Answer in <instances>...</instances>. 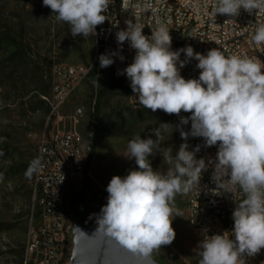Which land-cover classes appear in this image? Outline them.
<instances>
[{"label": "clouds", "instance_id": "1", "mask_svg": "<svg viewBox=\"0 0 264 264\" xmlns=\"http://www.w3.org/2000/svg\"><path fill=\"white\" fill-rule=\"evenodd\" d=\"M42 2L57 22L70 26L73 38H87L97 35V26L108 20L111 0ZM126 4L127 0L125 8ZM242 9L249 14L264 13V0H214L212 14L235 22ZM125 23L127 27L115 33L118 49L101 54L100 67H110L114 57L123 61L121 52L127 42L135 55L117 74L127 76L141 106L178 116L175 130L185 142L174 155L171 148L163 147L164 134L173 126L164 122L147 138L135 135L128 141L123 156L134 160L137 168L124 177L111 178L107 203L95 215L96 232L110 247L103 260L86 256L81 245L84 233L73 227L77 258L73 264H153L152 254L175 239L173 217L182 216L175 205L176 195L201 191L202 175L209 168L215 184L210 190L213 195L228 193L234 199L239 191L243 198L232 211L234 238L203 230L196 249L198 264H247L246 257L264 249V61L225 55L218 48L206 55L191 46L172 50V37L163 24L149 36L140 24ZM250 41L256 48L264 47V23L256 26ZM192 60L198 62L199 76L185 79L181 69ZM189 137L202 138L203 147L215 146V157L197 158L201 145L190 149ZM156 154L167 164L166 171L153 169L149 157Z\"/></svg>", "mask_w": 264, "mask_h": 264}, {"label": "rangeland", "instance_id": "2", "mask_svg": "<svg viewBox=\"0 0 264 264\" xmlns=\"http://www.w3.org/2000/svg\"><path fill=\"white\" fill-rule=\"evenodd\" d=\"M0 31L25 46L19 55H13L8 46L0 49V264H21L33 223L34 136L44 129L49 114L46 104L39 105L43 101L41 91L50 83L55 65H90L96 56V46L92 35L73 38L70 26L57 22L42 0H0ZM109 76V69L100 71L95 84L91 81L83 84L63 107V114L84 108L86 115L79 130L86 138L97 92L107 85ZM35 107L40 109L33 111ZM168 116L160 110L132 111L128 90L111 93L103 100L102 126L89 167L91 176L87 182L67 191L70 222L81 216L80 209L70 202L71 195L83 192L88 213L99 214L107 203L106 188L111 178L124 177L137 168L134 160L123 156L128 141L135 135L147 138L152 129L167 123ZM162 144L171 148L174 155L179 148V132L170 128ZM149 160L154 170L166 171L167 164L160 154ZM175 205L182 213L173 217L175 239L171 245L154 252L152 258L160 264H198L199 242L186 226V209L180 194L175 197Z\"/></svg>", "mask_w": 264, "mask_h": 264}, {"label": "built area", "instance_id": "3", "mask_svg": "<svg viewBox=\"0 0 264 264\" xmlns=\"http://www.w3.org/2000/svg\"><path fill=\"white\" fill-rule=\"evenodd\" d=\"M214 0H111L107 12L108 20L97 26L96 56L90 65H55L51 74V93L42 96L49 108L44 129L35 135L36 163L32 180L34 206L32 225L28 232V241L21 264H69L73 251L72 222L67 218L66 198L69 187L83 183L91 175L88 163L93 154L92 145L80 132V122L86 115L82 107L72 113L63 114V107L72 95L86 82L91 81L92 73L96 83L99 72L112 68L122 71L132 63L135 51L127 42L123 45V61L114 57L115 62L107 68H101L98 57L118 49L115 33L127 27L131 20L142 26L145 35H151L159 24L167 27L172 37V50L187 46L195 52L207 54L218 48L225 55L259 57L264 61V47L256 48L250 37L258 24L264 23V13L249 14L243 9L235 22L233 19L217 14L213 16ZM113 25H118L114 27ZM181 59L184 54L181 53ZM198 62L192 60L181 69L185 79L198 78ZM129 108L138 112L144 108L128 86ZM188 116V113H181ZM174 116L178 122L179 117ZM190 129V124L185 130ZM179 137V145L184 143ZM190 149L201 145L197 158H214L217 148L203 147L202 138L189 137ZM212 169L204 172L200 189L182 194L186 209V226L194 233L198 242L203 238V230L208 234H225L231 238L234 221L232 211L235 203L242 200L239 191L234 199L231 194L213 195L215 188L211 180ZM62 182V183H61ZM37 222L34 224V219ZM247 264H264V249L254 257H246Z\"/></svg>", "mask_w": 264, "mask_h": 264}, {"label": "trees", "instance_id": "4", "mask_svg": "<svg viewBox=\"0 0 264 264\" xmlns=\"http://www.w3.org/2000/svg\"><path fill=\"white\" fill-rule=\"evenodd\" d=\"M92 39L93 41H95V46H96V39L94 35H92ZM5 46L11 47L13 49L14 51L13 55L23 54L25 50V46L23 45L22 42L17 41V39L15 38H12L10 34L8 33H2L0 31V49ZM109 71H110V76L108 79V83L105 87L101 88L97 92L94 112L91 114L90 122L88 123L87 128H86L87 139L89 143L92 145L93 151L96 148V142L99 138V133H100V129L102 126L101 106H102L103 100L111 93H117V92L128 90V86L130 82L126 75H118L117 74L118 72H116L112 68H110ZM94 78H95V73H92L91 83L93 82ZM50 93H51V80H50V83L47 85V87H45L41 91V95L48 96L50 95ZM40 104L41 105L46 104V102L44 100L39 101V105ZM39 109L40 107L39 108L35 107L33 111H38ZM48 112H49V108H48ZM168 117L169 119L166 122L172 124L173 126L171 128L175 129V125L178 123V120L172 115H169ZM0 144H1V141H0ZM92 156L88 163V169L92 162ZM87 180L85 182H87ZM180 195L182 197V194ZM70 202L74 207H78L80 209L81 215L87 214L89 212L85 204L83 192L80 194L71 195Z\"/></svg>", "mask_w": 264, "mask_h": 264}, {"label": "water", "instance_id": "5", "mask_svg": "<svg viewBox=\"0 0 264 264\" xmlns=\"http://www.w3.org/2000/svg\"><path fill=\"white\" fill-rule=\"evenodd\" d=\"M97 213L90 212L77 217L72 223L73 227H78L84 233L81 239V245L84 249L86 256L92 257L93 259L103 260L106 251L110 247V242H108L104 237L96 232L97 224L95 215ZM74 235V230H73ZM74 255V250L72 251V256L69 264H73L76 260ZM153 264H160L152 258Z\"/></svg>", "mask_w": 264, "mask_h": 264}]
</instances>
